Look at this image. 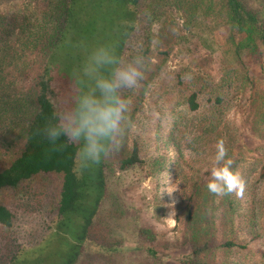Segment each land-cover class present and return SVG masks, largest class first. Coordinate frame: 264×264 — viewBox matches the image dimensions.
Segmentation results:
<instances>
[{
	"label": "rangeland",
	"instance_id": "rangeland-1",
	"mask_svg": "<svg viewBox=\"0 0 264 264\" xmlns=\"http://www.w3.org/2000/svg\"><path fill=\"white\" fill-rule=\"evenodd\" d=\"M141 1L142 14L146 9L147 15L154 16L152 23L161 25L159 43L152 46V23L142 16L140 30L126 43L122 58L141 55L138 41L145 35L151 37L150 53L144 57V79L139 86L122 91L129 107L118 142L121 149L136 146L143 165L106 173V195L93 231L97 238L107 233L115 250L86 249L78 263L182 264L190 254L189 236H208L218 247L215 260L264 264V176L260 175L264 166V46L260 59L250 51L236 54L220 0ZM242 1L264 18V0ZM45 2L36 0V9L47 10ZM10 6L2 4L0 11ZM107 36L100 29L92 46H112ZM87 50L80 55L67 49V74L75 80L77 65ZM0 63L4 74L21 75L14 64L9 68ZM194 92L198 108L192 111L188 98ZM4 108L0 109V167L18 152L26 125L17 115L8 122ZM219 141L244 187L239 196L232 194L234 209L227 221L218 213H207L209 226L205 228L199 219V203L193 200L191 207L188 197L202 192L211 180ZM165 171L171 175V195L160 194L158 178ZM55 187L52 177L42 176L25 195L0 194V202L16 213L22 226L18 238L41 234L49 214L46 193ZM189 206L191 222L186 219ZM143 230L148 235L142 236ZM228 239L244 248L223 249Z\"/></svg>",
	"mask_w": 264,
	"mask_h": 264
},
{
	"label": "trees",
	"instance_id": "trees-1",
	"mask_svg": "<svg viewBox=\"0 0 264 264\" xmlns=\"http://www.w3.org/2000/svg\"><path fill=\"white\" fill-rule=\"evenodd\" d=\"M142 3L141 0H46L43 8L47 5V10L39 11L36 0H0V6L11 4L10 9L0 11V62L9 68L14 64L21 73L12 76L0 68V109L5 107V113L7 107L8 122H12L14 115L26 121L18 152L0 167V194L12 191L25 195L42 176L52 177L56 182L54 192L46 193L48 221L39 235L18 238L22 226L17 223L16 213L0 202V264H79L86 249L115 250L107 233L94 237L93 226L106 195V173L142 166L137 147L126 150L113 145L98 165L81 170L77 164V145L63 139L53 145L42 129L55 111L74 103L82 87L73 75L67 74V49L71 47L83 55L101 29L108 33L107 38L122 57L126 43L140 30L137 28L142 16H148L151 23L154 21L146 9L142 14L139 8H143ZM19 4L23 7L14 9ZM220 7L236 54L242 56L250 51L260 59L264 46L262 13L242 0H220ZM150 39L145 35L138 41L137 49L145 58L149 57ZM196 97L194 92L188 98L192 111L198 108ZM260 175L264 176V166ZM193 200L199 203V219L205 228L209 226L205 214L218 213L227 221L234 209L232 194L217 196L207 186L202 192L189 195L191 207ZM190 206L186 219L191 222ZM141 234L148 232L143 230ZM188 241L190 254L182 264H227L225 260H215L218 247L208 236H189ZM222 248L231 251L244 246L228 239Z\"/></svg>",
	"mask_w": 264,
	"mask_h": 264
},
{
	"label": "clouds",
	"instance_id": "clouds-1",
	"mask_svg": "<svg viewBox=\"0 0 264 264\" xmlns=\"http://www.w3.org/2000/svg\"><path fill=\"white\" fill-rule=\"evenodd\" d=\"M161 25L153 22L151 44L158 43ZM143 55L130 59L122 58L109 44H98L87 53L76 71V78L82 85L74 103L53 113L43 127V135L56 145L62 139L77 145V164L83 170L98 165L115 145L123 132L129 102L122 96L123 90H135L144 79ZM227 157L223 141L217 144L215 165L211 171L208 191L217 196L236 194L239 196L244 180L233 170V160ZM160 194L173 193L171 175L168 171L159 176Z\"/></svg>",
	"mask_w": 264,
	"mask_h": 264
}]
</instances>
